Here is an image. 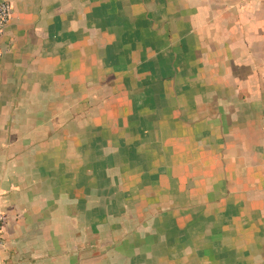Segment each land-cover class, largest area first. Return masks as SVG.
Segmentation results:
<instances>
[{
    "label": "crops",
    "instance_id": "crops-1",
    "mask_svg": "<svg viewBox=\"0 0 264 264\" xmlns=\"http://www.w3.org/2000/svg\"><path fill=\"white\" fill-rule=\"evenodd\" d=\"M0 264H264V0H0Z\"/></svg>",
    "mask_w": 264,
    "mask_h": 264
},
{
    "label": "built area",
    "instance_id": "built-area-1",
    "mask_svg": "<svg viewBox=\"0 0 264 264\" xmlns=\"http://www.w3.org/2000/svg\"><path fill=\"white\" fill-rule=\"evenodd\" d=\"M11 5L7 1L0 2V37L4 32V28L8 19L10 17ZM1 56V52H0ZM3 227H4V218L0 215V247L3 245Z\"/></svg>",
    "mask_w": 264,
    "mask_h": 264
}]
</instances>
